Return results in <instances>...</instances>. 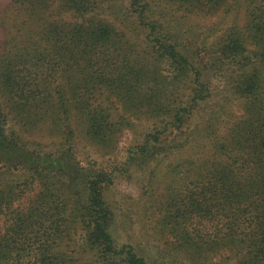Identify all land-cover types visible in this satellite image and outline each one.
Listing matches in <instances>:
<instances>
[{"label":"trees","instance_id":"trees-1","mask_svg":"<svg viewBox=\"0 0 264 264\" xmlns=\"http://www.w3.org/2000/svg\"><path fill=\"white\" fill-rule=\"evenodd\" d=\"M120 1H0V264H225L218 261L225 254L236 257L235 264H264V0H125L127 14L113 12ZM170 7L200 14L225 7V20L197 28L172 17ZM243 7L244 32L238 22ZM139 37L143 51L128 53ZM211 68L231 90L220 99H239L244 116L221 135L224 107L215 102L184 140L167 143L211 99ZM175 90L185 101L172 97ZM100 92L129 114L168 103L156 130L138 138L123 164L154 162L155 173L169 157L175 161L164 169L176 194L168 193L160 206L156 234L165 249L154 258L139 243L115 237L104 196L114 173L89 172L77 161L79 129L63 123L60 148L50 153L29 146L12 128L14 121L55 125L52 118L61 121L72 103L83 138L114 144L115 134L136 122L115 121V108L96 102ZM204 143L211 158L197 159ZM187 146L192 157L177 158ZM36 187L27 205L14 206ZM77 231L79 257L64 244ZM86 255L91 263L83 261Z\"/></svg>","mask_w":264,"mask_h":264},{"label":"rangeland","instance_id":"rangeland-1","mask_svg":"<svg viewBox=\"0 0 264 264\" xmlns=\"http://www.w3.org/2000/svg\"><path fill=\"white\" fill-rule=\"evenodd\" d=\"M1 1V0H0ZM166 4V2H164ZM1 4V2H0ZM121 6L124 7L123 12H119ZM120 8H113L118 13H126V1L121 0L119 4ZM172 17L176 19H183L185 22L189 21L191 24L198 27L208 28L214 23L224 21V10L225 7H221L217 11H208L207 13L200 14L198 12H192L184 8H167ZM120 17L117 16V18ZM247 11L245 7L241 9V13L238 15V22L241 30H245L246 26ZM234 19V17H231ZM237 18V17H235ZM112 22L114 19L111 18ZM119 24L118 22H114ZM144 37H139L137 40H132L130 42L133 47L128 48V53L138 54L139 51L144 49ZM164 73L168 74V67L162 66ZM227 75V73H225ZM228 76V75H227ZM207 81L209 84V89L211 90V99L200 103L197 109L194 111L191 122L186 125L181 132L174 133L173 136L167 138V143H171L172 140L182 141L189 134L190 129L194 128L195 123H200L201 119L211 115V107H216L218 102L223 105V111L220 113V125H218L217 131L219 134L226 135L230 132L233 127L239 124L240 119L244 116L243 102L239 99H233L230 102H224L220 99L221 96L228 95L231 91L228 87L229 84L224 78L216 74L214 68L207 73ZM228 86V87H227ZM96 102L103 103V105L108 104L109 107L115 108V121L119 118L124 117L131 121H135L136 125L133 128H126L119 134H115L114 144H95L88 141L87 137L83 138L84 135L80 133V127H83L82 123H79L82 119L81 115L74 109L72 103H68V107L65 108L66 114H60L61 121H56L52 118L55 125L51 124V120H45L41 122L37 127L32 125L19 126L12 122L15 126L12 128L17 131L18 136L21 137L29 146L38 149L41 148L45 152H56L60 148V138L62 130L61 126L63 123L69 124L73 129H79L77 132V138L75 140V152L77 161L86 168V171H95L97 169H102L108 173L112 172L113 181L108 185H105L104 196L107 203L114 215V225L115 237L122 243L124 241H129L128 243H139L140 247H143L144 252L149 253L153 258L156 251L161 252L165 249L164 240L156 234L158 229V222L163 213L160 207L166 199V195L169 193L168 197L175 198V190L171 184V177L166 174L165 166L169 165L168 161L175 163L173 157L165 161L163 164V170L155 172L156 165L153 162L149 167L139 168L137 166L123 167V164L128 159V153L131 146L136 145L138 138L142 141L143 135L146 133H151L156 130L158 123L157 116L167 115L166 110L169 109L168 103L163 104H153L150 107L141 108L137 110H132L131 114L126 113L122 110L120 103L115 99V97L105 100L107 97L103 93H96ZM173 98L185 101V96L175 90ZM220 110V108H219ZM210 112L209 114L207 112ZM218 111V109L216 110ZM61 113V112H60ZM50 114V113H49ZM218 114V113H217ZM206 115V116H205ZM67 118H69L67 120ZM11 123V124H12ZM193 124V125H191ZM138 131L141 137L135 133ZM117 136V137H116ZM205 149L203 152L196 154L197 159H209L211 158V147L204 143ZM175 156L181 159L191 158L194 154L190 151L189 147L175 152ZM118 170H121L118 171ZM164 171V174L162 173ZM156 177V178H155ZM38 187L34 190L27 192L24 196L18 198L14 204L17 208L19 206H25L29 203L30 199L34 197ZM183 193L182 190H179ZM21 195V194H20ZM5 219H2L3 223ZM4 224V223H3ZM209 230H213V224H204ZM80 231L77 233L73 232L69 238L64 240V244L69 247L71 252L79 257L81 254L78 253V249L82 246V239ZM132 239V240H129ZM160 255V254H159ZM83 261H88L91 263L92 258L89 256H82ZM170 262V259L168 260ZM218 261L225 264H235L237 261L236 257L225 254L219 257Z\"/></svg>","mask_w":264,"mask_h":264}]
</instances>
